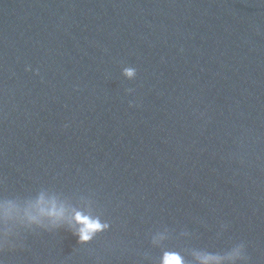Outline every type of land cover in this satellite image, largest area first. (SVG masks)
I'll list each match as a JSON object with an SVG mask.
<instances>
[{
	"label": "water",
	"instance_id": "1",
	"mask_svg": "<svg viewBox=\"0 0 264 264\" xmlns=\"http://www.w3.org/2000/svg\"><path fill=\"white\" fill-rule=\"evenodd\" d=\"M181 262L264 264V0H0V264Z\"/></svg>",
	"mask_w": 264,
	"mask_h": 264
},
{
	"label": "clouds",
	"instance_id": "2",
	"mask_svg": "<svg viewBox=\"0 0 264 264\" xmlns=\"http://www.w3.org/2000/svg\"><path fill=\"white\" fill-rule=\"evenodd\" d=\"M123 74L126 77L132 78L134 76V70L126 68ZM129 91L131 90L129 89ZM41 203H43L42 200ZM48 215L57 220L62 219L64 209L62 207L58 208L54 202H51L48 208ZM72 221L77 225L73 235L76 237L79 244L90 242L98 233L107 230L109 227V225L101 222L98 218L85 215L78 211L72 214ZM172 258L175 261L176 256L173 255Z\"/></svg>",
	"mask_w": 264,
	"mask_h": 264
}]
</instances>
